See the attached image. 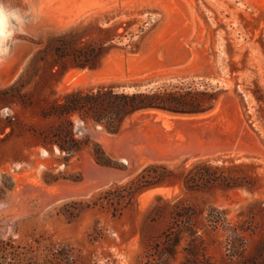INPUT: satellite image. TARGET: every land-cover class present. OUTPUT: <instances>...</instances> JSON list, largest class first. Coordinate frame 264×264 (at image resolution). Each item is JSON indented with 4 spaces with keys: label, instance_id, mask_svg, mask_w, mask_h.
I'll return each instance as SVG.
<instances>
[{
    "label": "rangeland",
    "instance_id": "obj_1",
    "mask_svg": "<svg viewBox=\"0 0 264 264\" xmlns=\"http://www.w3.org/2000/svg\"><path fill=\"white\" fill-rule=\"evenodd\" d=\"M11 2L24 24L0 65V264H152L181 210L213 264H264V0ZM102 86L172 93L195 113L144 111L118 133L76 115L91 144L66 164L43 114ZM151 164L170 179L107 204Z\"/></svg>",
    "mask_w": 264,
    "mask_h": 264
},
{
    "label": "trees",
    "instance_id": "obj_2",
    "mask_svg": "<svg viewBox=\"0 0 264 264\" xmlns=\"http://www.w3.org/2000/svg\"><path fill=\"white\" fill-rule=\"evenodd\" d=\"M186 102L184 98L175 94L153 90L126 93L102 86L97 91L72 92L65 95L61 101L55 102L43 114L45 118H53L60 122L47 134L45 147L50 151L57 147L60 153L65 155L62 161L68 164L73 157L81 154L91 144L89 137L77 138L73 120L76 115L84 123L92 120L94 124L104 126L110 133H118L127 119L144 111L195 113L186 110L188 107ZM94 158L100 166L117 168L99 145L94 150ZM160 169L165 172H160ZM169 173L172 172L167 166L151 164L126 185H116V192L113 189L106 191L107 204H129L147 191L162 186L170 179ZM100 205L105 203L101 202ZM191 218L188 210H181L176 214L173 224L150 251L147 257L150 263L153 264L155 260L159 262L158 264H168L180 253L182 243L185 241L187 247H184L183 251L186 256L182 264H213L201 237L190 223Z\"/></svg>",
    "mask_w": 264,
    "mask_h": 264
},
{
    "label": "clouds",
    "instance_id": "obj_3",
    "mask_svg": "<svg viewBox=\"0 0 264 264\" xmlns=\"http://www.w3.org/2000/svg\"><path fill=\"white\" fill-rule=\"evenodd\" d=\"M23 24L24 18L20 10L13 7L11 0H0V65L5 64L13 55L8 42L23 34Z\"/></svg>",
    "mask_w": 264,
    "mask_h": 264
}]
</instances>
